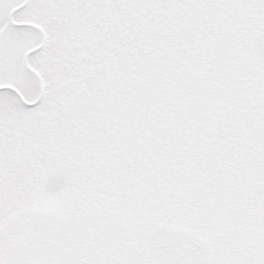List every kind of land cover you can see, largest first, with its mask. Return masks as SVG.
<instances>
[{"label": "snow or ice", "instance_id": "obj_1", "mask_svg": "<svg viewBox=\"0 0 264 264\" xmlns=\"http://www.w3.org/2000/svg\"><path fill=\"white\" fill-rule=\"evenodd\" d=\"M0 264H264V0H0Z\"/></svg>", "mask_w": 264, "mask_h": 264}]
</instances>
